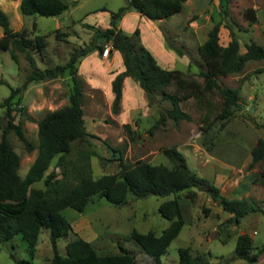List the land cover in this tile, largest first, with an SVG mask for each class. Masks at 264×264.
<instances>
[{
  "label": "trees",
  "instance_id": "obj_1",
  "mask_svg": "<svg viewBox=\"0 0 264 264\" xmlns=\"http://www.w3.org/2000/svg\"><path fill=\"white\" fill-rule=\"evenodd\" d=\"M77 0H22L21 11L24 17L58 16L66 11ZM187 0H126L116 12L110 13V26L101 30L95 29L96 38H104L112 43V49L118 50L123 58L125 70L118 73L112 81L114 99L112 112H119L122 98L123 80L126 76L135 79L145 91L149 106L168 101L171 107L159 114L156 122L150 127L149 132L165 124L167 119L178 121L191 120V115L183 109V104L193 99L199 106H211L208 95L217 93L221 98V108L210 119L205 113L202 121L204 131L210 130L217 121L223 128L233 113V107L239 104L237 88L225 87L219 84L217 76L221 74L240 73L249 60L264 59V46L254 41L245 45L246 51H240V41L231 32V40L226 46L219 43L220 22L214 23L207 32L206 40L198 46V52L207 65L206 70H200L198 76L203 81L177 69H164L156 61L151 52L141 43L138 28L132 34L124 33L117 27V22L129 10H135L151 20H164L179 12ZM105 10V9H102ZM253 10L248 9L246 14L253 17ZM0 26L3 35L0 37V50H7L14 61H18L19 54H24L31 71L26 76V81L21 87L11 88L10 95L0 102V107H5L3 118L0 121V245L10 241L15 235H20L25 241L27 251L32 258L36 252L39 235L42 229L50 232V241L54 255L50 264H136L134 256L121 246V252L116 254L101 255L96 246L83 238L76 237L66 244V254L58 252L57 242L67 238L72 231L71 223L61 215L64 208H74L83 212L94 196L103 197L109 203L119 206L127 203L128 194L136 197L148 195L169 196L158 206V212L170 221L160 235L153 231L146 233L132 230L128 238L133 239L141 249L160 263L163 255L172 240L179 234L185 218L183 208L179 202V194L186 192L189 200H194L197 189L207 193L223 210L231 216L226 223L238 224L250 211L260 210L253 200L249 198H228L220 188L207 178L190 172L185 156L177 146L164 147L163 155L171 165L164 163L153 164L145 160L133 163L121 159V169L118 173L103 174L93 178L78 171L75 182L67 180L69 172L67 156L75 147L79 154L88 159L96 155L94 151L88 152L83 148V143H89L91 135L85 125L83 109V79L77 73V61L94 48L101 52L104 46L92 44L74 49L65 64L53 68L40 69L36 65L34 52L43 56L46 47V35L34 34L28 36L25 29L14 30L10 26L7 13L0 8ZM37 28L36 23L32 24ZM92 28V27H91ZM63 33L56 32L61 37ZM171 48V46H170ZM183 55L184 50L174 48ZM71 79L69 104L53 111H48L38 121V144L34 146L25 136L22 126L16 123L14 111L19 100L17 97L27 83L53 77L66 73ZM5 80L0 78V83ZM171 88H174L173 90ZM207 112V110H206ZM129 130L130 123L123 124ZM13 131L22 141L28 152L37 148V156L27 170L24 177L20 176V156L14 150L8 139ZM78 144V145H77ZM210 151L211 147L208 146ZM251 162L248 168L264 160V140L259 139L251 148ZM58 156L57 167H62L60 172L52 169L48 172L52 160ZM89 167V162L85 163ZM61 174L59 178L58 175ZM43 181L44 188L33 187V184ZM264 211V210H263ZM252 240L246 234H239L236 241L234 256L243 259L246 264H255L259 254L264 252V245L257 252L252 253ZM179 260L177 264H209L205 255L194 254L190 247L178 249ZM10 256L18 264H32L30 260L18 258L10 251Z\"/></svg>",
  "mask_w": 264,
  "mask_h": 264
},
{
  "label": "rangeland",
  "instance_id": "obj_2",
  "mask_svg": "<svg viewBox=\"0 0 264 264\" xmlns=\"http://www.w3.org/2000/svg\"><path fill=\"white\" fill-rule=\"evenodd\" d=\"M254 1L259 0H219L218 10L213 6L211 17L209 15L210 4H204V8L208 10L202 12V15H199L201 14L200 10L195 11L197 14L192 15L189 20L191 9L188 6H182L179 12L164 19L161 26L166 46L168 48L171 46L172 50L176 47L184 50V54L187 53L191 57L193 69L198 71L207 69L205 61L198 52V46L202 43L204 34L206 33L207 36V32L216 22L221 23L219 41L222 44L225 43L223 38L230 37L231 32H233L240 40L243 48L252 41L264 46V38L255 39L254 20L246 14L247 8ZM79 3L81 5L76 3V7H74L76 4H72L70 8L73 10L70 13L66 12L60 20L65 22H68L70 18L78 20L86 18L88 22L93 21L94 18L107 20L111 12H116L121 6L125 5L126 0H81ZM103 8L106 11L102 10ZM89 11H96V13L84 17L85 13ZM55 19L54 16H29L26 17L27 27H22V29L26 30L30 38H33L34 34L47 36V34H51L48 32L56 30ZM196 19H199L203 27L192 30L189 22H194ZM34 22L37 25L36 29L32 27ZM223 28L225 29V35L222 31ZM100 39L101 46L109 43L104 38ZM51 46H48L44 54L48 56L51 54ZM74 49H78V47L66 42L63 44L62 49H60L61 52L59 51L60 59L58 60L61 65L68 61L66 54L71 53ZM36 55L39 54L34 52V57ZM19 56L21 57V66L28 65L26 73L19 70L18 64L6 50H0V78L5 80L4 83H0V102L10 95L12 87H21L26 81L25 76L31 71L24 54H19ZM182 66L181 63L177 64L178 68H183ZM216 78L222 86L237 88L239 93V104L233 107V113L223 128L220 126L221 122L217 121L210 130L204 131L203 129L205 127L202 121L203 115L209 113L211 119L221 108V98L217 93H211L208 95V99L212 103L211 106L201 107L193 99H189L183 104V109L191 115V120L180 119L175 122L168 118L163 128L164 132L158 131L156 135L149 132L152 122L141 118L139 115L133 117L129 130H125L124 126H121L118 122L112 121L105 98L98 92H89L83 84L85 116L87 125L92 131L90 134L93 136L88 138L89 143L84 142L82 146L85 151H94L96 155H91L88 160L82 157L78 148L75 147L66 160L69 169L67 180L72 183L75 182L80 170H83L85 174H90L93 178H98L103 174L118 173L121 169V159L128 163L145 160L153 164L171 165L162 153V149L169 146H180V148H177L185 156L190 172L198 176H201L202 171L199 170L194 161L196 160L194 154L189 149L192 147H204L207 150V147L210 146L213 155L224 163L219 164L222 169L239 166L244 158L251 155L250 151L255 143L259 139L264 140V59L249 60L240 73L221 74ZM49 79L51 77H46L43 80ZM197 80L202 82L203 78L198 76ZM43 94H45V97L50 95L47 85L43 86ZM63 94L66 96L67 91ZM21 99L22 102L19 100L17 109L21 108L22 110L14 111V121L22 126L26 138L34 146H37V119L49 108L52 106L54 108L57 105L43 101L38 103L34 109L29 110L24 106L28 104L27 100ZM157 106L159 107L158 113H161L171 107V104L164 101L157 103ZM5 110V107H0V121L3 124L6 122L3 118ZM1 132L2 129L0 128V134ZM8 139L14 150L24 160L28 154L24 143L19 140L13 131L9 133ZM86 162H89V167L85 166ZM57 163L58 156L53 159L52 169L60 172L63 168H57ZM248 165L244 172L247 171L250 175L245 176V182L248 185L249 183H255L256 186L253 190H249L248 197L245 198L253 200L262 209L250 211L241 218L238 224L226 223V220L219 223L216 215L225 217L230 213L221 210L222 207L219 204L218 208L211 207L206 201L207 193L201 191L202 194L196 195L194 200H189L186 197L187 191L181 192L178 196L186 224L172 240L167 251L160 256L161 264H177L179 260L178 249L181 247H190L194 252L205 255L207 258L209 257L208 253H210L209 264L246 263L245 260L236 261L234 256L237 237L241 232L252 234V250L254 252H257L264 245V160L254 165L253 168H248ZM254 168L257 169V172L253 171ZM23 172H25L24 169H21L19 174L22 175ZM203 174H205L204 178L213 182L212 179L207 177V172ZM240 174L241 172L238 171L235 173L236 176ZM58 177L60 178L61 174ZM37 185L44 187L43 181L40 184L37 183ZM194 190L197 191V189ZM173 197L174 195L136 197L129 193L127 203L116 206L103 197L94 196L83 212L68 207L61 211V215L72 223L84 221L85 230L90 231L92 236L96 234L98 237L92 243L97 247L99 254L119 253L122 246L134 256L136 264H156V259L145 253L128 236L132 230L143 233L153 231L160 235L169 226V220L161 216L158 212V206ZM228 224L230 230L227 229ZM233 225L234 227H232ZM215 226H217L219 237L221 240L225 239V242L213 237V227ZM254 231H256L255 234ZM203 233L208 234L207 238L210 237L211 240L200 242L199 239L204 236ZM70 237H73L72 234L67 238L58 240L57 247L61 255L66 254V244ZM10 251L14 252L18 258L30 260L32 264H50L54 251L49 230H41L36 252L32 258L27 251L25 241L20 235H15L10 241L0 245V264H18L10 256ZM255 264H264V252L259 254L258 261Z\"/></svg>",
  "mask_w": 264,
  "mask_h": 264
},
{
  "label": "crops",
  "instance_id": "obj_3",
  "mask_svg": "<svg viewBox=\"0 0 264 264\" xmlns=\"http://www.w3.org/2000/svg\"><path fill=\"white\" fill-rule=\"evenodd\" d=\"M21 1L22 0H0V8L5 11L9 17L10 26L14 30H20L22 27H27L26 25V17H24L22 11H21ZM81 0H77L74 4L79 3ZM210 4V17L212 15V7L214 6L216 10H218L219 0H187L184 2L183 7L188 6L191 9V14L188 17V20L191 18L192 15L197 14L195 11H201L205 12L208 10L207 8H204L203 5ZM81 5V4H80ZM77 4L74 6L76 7ZM105 9V8H103ZM247 9L253 10V17H254V23L253 27L255 34V39H263L264 38V0L254 1L253 4L250 5ZM73 9L70 7L64 11L62 14L56 17L55 19V31H50L48 33H51L50 35L47 34V47L46 51L48 49L49 45H52L51 54L48 56L47 54L36 55L35 61L36 65L40 69H46V68H53L57 65H60V62L58 61L60 59L59 51L62 49L63 44L66 42L67 44L74 45L75 47H84L85 45L91 43L93 46L100 45V38H96L94 35L95 29H105L110 26V14L109 17L106 19H96L94 18L93 21L88 22L86 18L82 19H72L70 18L68 22L61 21V16H64L66 12L70 13ZM106 11V10H104ZM93 11H89L85 13L84 17H88L89 15H92ZM207 18V16H206ZM160 24L157 25L154 20H151L150 18L142 15L141 13L135 11V10H129L127 11L120 20L117 22V27L120 28L124 33L126 34H132L136 28L140 31V40L141 43L151 52V54L155 57L157 63L164 69H177L181 70L183 72H186L187 74L192 75L196 79L198 78V70L193 69L191 64V57L189 54H183L179 55L171 48H168L166 46L165 42V36L161 29V26L164 22V20H159ZM189 26L193 30H198L199 27H203V24L199 22V19H196L194 22H189ZM92 27V28H91ZM59 31L60 33H63L61 37L56 36V32ZM223 34L225 35V29H222ZM66 32V33H65ZM3 35V28L0 26V37ZM204 39L202 43L206 40L207 36L206 33L204 34ZM224 39V44H222L220 41V45L226 46L229 41L231 40V36H226ZM240 41V40H239ZM201 43V44H202ZM105 45V44H103ZM7 51V50H6ZM240 51L243 53L246 51V47L243 48L241 46L240 42ZM9 53V51H7ZM61 52V51H60ZM69 54L67 53V59H69ZM10 55V53H9ZM65 56V55H64ZM18 64L19 70H21L22 73H26L28 70V65L21 66V57L18 56V61H15ZM52 66H49L50 64ZM181 63L183 68H178L177 64ZM77 73L78 75L83 79L85 89L89 92H98L100 95H102L105 98L106 104L109 109V115L110 119L112 121L118 122L121 126L126 123H130L134 116L139 115L141 118H145L148 121L152 122V125L156 122V120L159 117L158 113V106L153 105L149 106L148 104V98L145 94V91L140 87L139 83L129 77L126 76L123 80V86H122V98L120 103V109L119 112L114 114L112 113V102L114 99V93L112 90V81L115 78V76L125 70L124 62L121 53L118 50L112 49L110 54L107 57L102 56V52L98 48H94L91 52L88 54L80 57L77 61ZM1 69V68H0ZM24 77V75L22 74ZM26 77V76H25ZM69 75L67 73L57 74L49 80H37L29 82L23 91L20 93V95L17 97L18 100L22 102L21 98H24L27 100L28 104L24 105L29 110H32L37 106L40 102H50L52 104H55L51 108L48 109V111H53L58 108L64 107L69 104V91L71 88V83L69 79ZM47 85L49 87L50 95L45 97V94H43V86ZM67 91L66 96H64V92ZM62 93V95H61ZM85 94V91H84ZM93 96V95H92ZM21 105V104H20ZM59 105V106H58ZM84 109V105H83ZM45 111L40 118L37 119V130H38V121L43 118V116L48 112ZM31 112V111H30ZM84 120L86 129L89 133L92 131L90 130L89 126L87 125V119L85 116V110H84ZM166 124V122H165ZM161 124L157 129L150 132L153 135H156L158 131L164 132V125ZM161 127V128H160ZM180 148V146H177ZM193 154L194 158L196 160L195 163L198 165V168L201 172V176L203 177L205 174L204 172L208 173L207 177L212 179L214 184L220 188L221 193L228 197V198H242V197H248L249 190H253L256 186L255 183H246L245 182V176H247L249 173L247 171L244 172V169H246V166L251 161V155L244 158L242 163L239 166H230V168L222 169V167L219 165L220 163L224 164L218 157L213 155L212 151H208L204 149V147H196V148H189ZM37 156V148L33 149L32 151L28 152L26 158L23 160L20 157V168L19 173L21 169H24V174L20 175L22 177L25 176L27 170L31 166V164L34 162L35 158ZM53 162V160H52ZM58 168V167H57ZM26 169V170H25ZM52 170V163L50 165V168L48 170ZM225 170V171H224ZM236 171L240 175H235ZM253 171L257 172V169H253ZM250 175V174H249ZM205 177V176H204ZM40 182H36L33 184V187L36 188H44L40 184ZM252 182V181H250ZM196 191V190H194ZM202 194L201 191H196V195L199 196ZM206 201L210 204L211 207L218 208V204L207 194ZM223 210V209H221ZM231 216H223V215H216L219 219V223L226 220ZM72 226L71 234L73 237L68 238L69 240L80 237L84 240H87L89 242H95L98 238L96 234L92 236V233L90 231H86L84 228V221H78V222H70ZM170 224V221H169ZM186 224V220H185ZM184 224V225H185ZM183 225V226H184ZM228 230H230L229 224ZM234 227V225L232 226ZM217 226L213 227V237H216L217 239L221 240V238L218 235ZM246 232H241V234ZM256 231H254V234ZM251 237V240L253 238L251 233H246ZM204 236L201 237L200 242H208L211 240V238H207L208 234L203 233ZM222 242H225V239L221 240ZM97 248V247H96ZM192 250V249H191ZM194 254H199L198 252H194ZM254 253V251H251ZM210 257V253H208ZM208 257V258H209ZM236 261H240L243 259H235ZM234 260V261H235ZM231 262V261H230ZM239 264H246V263H239Z\"/></svg>",
  "mask_w": 264,
  "mask_h": 264
},
{
  "label": "built area",
  "instance_id": "obj_4",
  "mask_svg": "<svg viewBox=\"0 0 264 264\" xmlns=\"http://www.w3.org/2000/svg\"><path fill=\"white\" fill-rule=\"evenodd\" d=\"M111 50H112V43L111 42L106 43L102 51V56L107 57L110 54Z\"/></svg>",
  "mask_w": 264,
  "mask_h": 264
},
{
  "label": "water",
  "instance_id": "obj_5",
  "mask_svg": "<svg viewBox=\"0 0 264 264\" xmlns=\"http://www.w3.org/2000/svg\"><path fill=\"white\" fill-rule=\"evenodd\" d=\"M155 23H156L157 25H159V24H160V21H159V20H155Z\"/></svg>",
  "mask_w": 264,
  "mask_h": 264
}]
</instances>
